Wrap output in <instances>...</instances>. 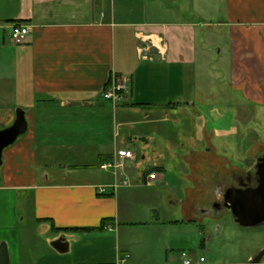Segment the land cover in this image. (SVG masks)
<instances>
[{
  "label": "crops",
  "instance_id": "1",
  "mask_svg": "<svg viewBox=\"0 0 264 264\" xmlns=\"http://www.w3.org/2000/svg\"><path fill=\"white\" fill-rule=\"evenodd\" d=\"M15 25L29 27L25 42L12 41ZM205 26L225 41L215 42L212 79L229 107H213L215 120L231 104L234 122L263 119L264 0H0V128L17 108L28 121L0 169L9 264H177L184 253L203 255L173 234L182 220L164 218L156 188L172 185L176 167L165 153L179 164L176 182L191 185L175 205L196 223L232 216L224 194L264 156V134L252 133L254 157L241 158L235 124L200 129V77L211 72ZM114 77L130 79L117 103L103 97ZM108 160L120 166L103 169ZM61 235L64 252L51 245Z\"/></svg>",
  "mask_w": 264,
  "mask_h": 264
},
{
  "label": "rangeland",
  "instance_id": "2",
  "mask_svg": "<svg viewBox=\"0 0 264 264\" xmlns=\"http://www.w3.org/2000/svg\"><path fill=\"white\" fill-rule=\"evenodd\" d=\"M183 0H176L177 4H181ZM204 31L206 33V50L208 63L207 66L211 69L210 75H204L200 77L201 82L204 83V87L207 90V94L203 97L202 102L197 103V108L204 115V119H201L200 129L203 127H213L216 124L227 126L230 124L236 125L238 144H236L237 151L235 152L237 157L249 158L254 157L253 153H249L251 149V136L253 132H258L264 134V118L263 119H245V120H230L233 114V107L235 105L231 104V111L226 115L225 118H221L219 122L215 120L214 113H212L213 107L216 106H226L224 104V95L219 83L216 82L217 78L212 79V67L217 63L219 57L220 46L215 45V42H221V40H216L212 34L209 27L205 26ZM225 41H222L220 44H224ZM216 75V74H215ZM217 83V84H216ZM219 92V94H217ZM205 94V90H204ZM239 100V98H238ZM203 147V145H202ZM204 148H207L204 146ZM139 154L147 155V157H155L158 151L155 149L141 150L138 151ZM254 154L256 151H253ZM173 154V153H172ZM171 154V155H172ZM170 152L165 153V162L171 165L176 164V167L170 172L172 175L173 183L171 186H160L156 189L161 192L165 202V209L167 210L164 213V218H171L173 220L180 219L182 222L179 224H174L173 234H178L182 232L183 237L187 238L188 242L182 243L187 248H192L197 251L199 254L203 253L208 258L209 264H235L237 262H248L254 256H256L262 249H264V226L259 227H242L235 222L233 216L229 212L224 214L218 220L206 216L202 218V221L199 223L185 221L187 218L186 213L181 209V206L175 205L176 198H182L185 196L186 186H191L183 183H177L179 164L174 158V161L171 159ZM155 159V158H154ZM255 161V160H254ZM253 161V163H254ZM178 164V165H177ZM177 176V178H176ZM172 196V197H169ZM190 193V198H191ZM188 213L191 216L193 209L191 200L188 201ZM168 210L170 213H168ZM211 235V238L208 240V236ZM205 241L206 244H205ZM201 246H206V250L202 251ZM259 264H264V256Z\"/></svg>",
  "mask_w": 264,
  "mask_h": 264
},
{
  "label": "water",
  "instance_id": "3",
  "mask_svg": "<svg viewBox=\"0 0 264 264\" xmlns=\"http://www.w3.org/2000/svg\"><path fill=\"white\" fill-rule=\"evenodd\" d=\"M16 117L12 124L0 128V169L4 163V150L14 144L28 130L26 111L23 108L15 110ZM146 140V139H143ZM256 182L248 185L230 186L224 194L222 209L231 211L236 223L242 227L264 226V156L257 159L255 165ZM252 175L251 171H248ZM251 179L249 178L248 181ZM59 252L68 250L69 241L66 235H61L51 242ZM264 256L262 249L247 264H259ZM0 264H9V252L6 243L0 245Z\"/></svg>",
  "mask_w": 264,
  "mask_h": 264
},
{
  "label": "built area",
  "instance_id": "4",
  "mask_svg": "<svg viewBox=\"0 0 264 264\" xmlns=\"http://www.w3.org/2000/svg\"><path fill=\"white\" fill-rule=\"evenodd\" d=\"M11 39L14 43L20 44L27 40L29 36V27L27 25H15L10 32ZM143 50V49H142ZM130 88V79L127 77H114L106 87L103 89V97L114 103L120 102L124 99L126 92ZM120 166L115 160H108L101 164L105 170L117 168ZM157 174L150 172L148 179H155ZM100 192H106V187L100 188ZM125 260V259H123ZM177 264H206L205 255H194L191 253H184Z\"/></svg>",
  "mask_w": 264,
  "mask_h": 264
},
{
  "label": "flooded vegetation",
  "instance_id": "5",
  "mask_svg": "<svg viewBox=\"0 0 264 264\" xmlns=\"http://www.w3.org/2000/svg\"><path fill=\"white\" fill-rule=\"evenodd\" d=\"M259 157H261V156H258V157L255 159V161H254V163H253L251 169L248 170V171H251V172H252V175L248 174L249 172L247 171L243 178H242V177H241V178L237 177V182H236V184H234L233 186L240 185L241 182H243V183L246 182L248 185L254 184V183L256 182V178H257V176H256V171H257V168L255 167V165H256V163H257V159H258ZM249 178L251 179L250 181H248Z\"/></svg>",
  "mask_w": 264,
  "mask_h": 264
}]
</instances>
